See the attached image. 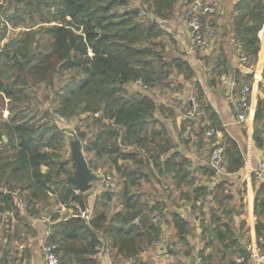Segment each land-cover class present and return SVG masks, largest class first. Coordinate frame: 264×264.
Segmentation results:
<instances>
[{
	"label": "trees",
	"instance_id": "16d2710c",
	"mask_svg": "<svg viewBox=\"0 0 264 264\" xmlns=\"http://www.w3.org/2000/svg\"><path fill=\"white\" fill-rule=\"evenodd\" d=\"M140 1L149 5L144 10L155 18L140 17L141 10L133 7L131 0H6L0 5L1 12L15 28L31 29L38 20L47 24L43 25V36L48 37L42 48H34L36 33L19 31L17 45L12 49L5 45L0 51V212L14 211L15 218H21L18 199L26 203L25 210L30 216H37L53 204L72 210V215H65L50 226L46 239V244L57 246L59 264L73 261L94 264L93 257L101 245L109 250L114 261L120 257L137 260L144 247L156 241L159 233L156 224L164 220V208L160 203L147 201L139 182L145 178L144 174L139 169L120 166L119 160L129 159L141 167L151 160L159 173L173 172L176 178L182 176V166L189 164L186 160L161 161V155L172 146L159 131L149 127L155 104L146 94L127 89L138 79L149 88H158L169 73L162 53L165 45L154 41L165 34L156 18L170 19L178 0ZM236 10L235 32L249 66L257 60L260 49L258 33L264 24V0H239ZM160 46L162 50L158 51ZM219 64L226 69L225 60ZM64 74L70 77L54 91L52 110L42 112L29 104L36 98L31 91L34 86L54 87L57 77ZM250 81L249 77L244 78L245 83ZM200 104L202 111L204 105ZM5 110H8L6 118ZM54 114L77 117L96 127L97 132L87 140L81 135L83 150L96 160L107 156L117 173L125 178L117 199L122 200V209L109 214L106 209L99 210L95 203V213L90 219L79 216V209L89 208L88 196L66 181L73 172L69 170L70 161H64L59 152L65 138ZM255 122L264 123V101L257 104ZM116 128H122L123 141L143 148L148 159L137 152L114 149L119 136ZM257 143L263 145L264 136ZM87 162L92 170H97V164L90 159ZM241 164L238 154L225 165L231 173ZM72 166L75 168L74 163ZM130 186L136 187V192ZM113 195L104 191L99 198L111 201ZM222 197L219 207L225 212L223 201L227 197ZM146 209L148 215L143 213ZM154 212L160 216L157 223L151 219ZM259 212L264 213V184L255 198V213ZM137 219L139 223L135 222ZM171 219L176 237L184 240L191 232L189 222L178 214H172ZM213 221L220 219L215 215ZM256 234L262 249L263 224H257ZM215 235L225 248L237 244L226 230ZM7 262L3 257L2 264ZM203 263L207 264L204 258Z\"/></svg>",
	"mask_w": 264,
	"mask_h": 264
},
{
	"label": "crops",
	"instance_id": "0c3cea01",
	"mask_svg": "<svg viewBox=\"0 0 264 264\" xmlns=\"http://www.w3.org/2000/svg\"><path fill=\"white\" fill-rule=\"evenodd\" d=\"M220 1L223 10L214 20L216 40L195 54L190 49L191 32L183 18L186 0H178L173 16L167 23H159L165 32L164 55L167 57L164 59L167 61L165 69L169 71L168 75L160 87L148 91L139 89L133 83L127 86L129 91L146 94L155 104L149 127L159 131L172 146L168 153L161 155V161L171 159L179 163L186 160L189 164L182 166V176L176 178L173 172L159 173L151 160L142 167L129 159L119 160L120 166L132 170L136 168L135 171L139 169L138 172L144 174L145 178L139 180L141 189L148 202L163 206L165 218L156 224L159 229L156 241L146 245L137 260L120 257L114 261L109 250L105 249L101 255L93 257L94 264H199V257L204 258L207 264H258L257 257H248L247 254H250L249 246L250 249L259 246L257 224L264 225V213H255L256 193L264 184V176L257 174L259 163L264 161V143H257L259 137L264 136V123L255 122L257 104L260 100L264 101V24L258 33L260 49L257 60L249 66L243 65L235 32L239 0ZM224 60L226 69L219 64ZM176 62H183L184 65L178 67ZM222 75L237 81L236 86L230 88L223 83ZM245 77L251 79L249 84L244 82ZM244 86L251 88L250 107L247 120L238 123L236 107ZM192 94L204 107L199 118L190 120L186 118V111ZM85 126L89 127V137L97 132L96 127ZM210 127L217 129L214 137L207 135ZM258 128L259 135L253 139ZM116 129L119 136L115 149L137 152L143 159H148L143 148L122 140V128ZM217 145L224 149L225 162L232 161L238 154L241 157V166L234 168L229 177L220 176L209 168L212 152ZM100 159L112 168L106 175L117 179L118 188L113 192L115 195L111 201L99 198L105 190L93 187L87 192L90 218L95 213V203H98L99 210L106 209L109 214L123 208L122 200L117 199L125 178L117 173L107 156ZM102 168L98 166L97 170H93L97 178L93 183H99L105 176ZM129 188L136 192V187ZM222 195L227 197L223 201L225 212L219 207ZM53 199L51 197V203ZM21 202L18 199L19 219L15 218L14 211L0 212V264L3 257L9 260L7 264H46L39 246L42 242L46 243L50 226L65 215H72V210H63L59 207L61 204H53L45 207L37 216H30ZM114 202L117 204L113 209ZM172 214L180 215L190 224L191 232L184 240L176 237ZM215 215L220 222L213 221ZM135 222L139 223V220ZM220 230L228 231L237 244L231 242V247L225 248L215 238ZM71 264L77 263L73 261Z\"/></svg>",
	"mask_w": 264,
	"mask_h": 264
},
{
	"label": "built area",
	"instance_id": "2783aa9c",
	"mask_svg": "<svg viewBox=\"0 0 264 264\" xmlns=\"http://www.w3.org/2000/svg\"><path fill=\"white\" fill-rule=\"evenodd\" d=\"M5 2V1H4ZM3 3V2H2ZM1 5V1H0ZM223 10V5L220 0H186V8L183 13V18L185 19L188 28L191 32L192 37V45L191 51L193 53H198L199 50L205 45H209L215 42L217 37V29L214 23L215 18H217ZM151 16L150 13H147L146 10L141 9L140 17ZM158 23L165 24L168 22V19H159L156 18ZM239 58L243 65L248 63L247 54L241 49L239 46ZM221 80L223 83H226L230 88H234L236 86V82L234 80L228 79L226 75L221 76ZM136 87L143 91H148L150 88L147 84H145L141 79L136 80L133 83ZM251 92V88L249 86H244L241 91V95L237 101V122L244 123L248 118V111L250 107L249 102V93ZM200 104L197 96L192 94L189 99V108L186 111L187 119H194L197 115L200 114ZM58 118L64 120L61 116ZM207 135L209 137H214L217 135V130L214 128H210L207 131ZM225 155L224 149L222 146L217 145L211 155V166H213L216 170V173L223 177H229L231 175L230 172L226 169ZM258 176H264V161L260 162L257 169ZM93 187L96 190H105L110 192H115L118 188V181L114 177L110 175H105L102 177L101 181L96 185L92 183ZM78 192V191H77ZM18 195V190L15 192ZM50 196L53 197L52 193ZM21 206L26 208L27 205L25 202H21ZM63 210H67L64 205L59 206ZM79 216L85 219H90L89 211L79 209ZM144 214L148 215V209L144 210ZM48 220V217H46ZM151 219L153 222L157 223L160 220V216L154 212L151 214ZM157 244V242H155ZM57 246L55 244H45L43 246V254L46 264H59V257L56 253ZM250 256L257 257L258 264H264V254L262 253V249L257 246L254 249H250ZM105 246L101 245L98 249L94 257H98L105 251ZM199 264L203 263V258H198Z\"/></svg>",
	"mask_w": 264,
	"mask_h": 264
},
{
	"label": "rangeland",
	"instance_id": "374dc122",
	"mask_svg": "<svg viewBox=\"0 0 264 264\" xmlns=\"http://www.w3.org/2000/svg\"><path fill=\"white\" fill-rule=\"evenodd\" d=\"M131 2H132L133 7H137L140 10L149 7V5L146 3L141 4L140 0H131ZM3 3H5L4 0H3ZM3 3L1 2V4H3ZM36 21H37V24H35L33 26V28H31V29H25V28H21V27L15 28L13 26L12 22L8 19V17L5 16L3 14V12H1V10H0V51L2 50V48H4L5 45H7V43L11 39L15 38L17 40L18 36H19V31H24V30L34 31L36 33V38H35L33 47L34 48H36V47L42 48L43 45L48 40L47 36H43V27H44L43 25H47V24H42L38 20H36ZM164 39H165V37L162 36L161 38L156 39L154 41L156 43L161 41V44H164V42H163ZM16 45H17V43H16ZM157 50L161 51L162 47L161 46L158 47ZM165 51L166 50L162 51L163 55H164ZM166 57L164 55V58H166ZM69 77H70L69 74H64V75L58 76L56 79L54 87H48L45 84H39V85L34 86L31 91H32V93H34L36 95V98H35V100H34V98H33V100H30L29 104L32 105V107H34V108H36L42 112H44L46 109H49V111L52 110L53 104H51V103H53L54 91L56 89H59L60 87H62L69 80ZM52 114H53V112H52ZM7 116H8V110H5L3 112V117L6 118ZM58 116H61V115H58ZM53 117L55 119L54 120L55 123L57 124V126L61 130L71 129L74 131L75 135H77L80 139L82 138L81 137L82 134H84V139L87 140L89 138L90 130H89V127L85 126L86 125L85 121H80L79 118H77V117L64 118L63 116H61L62 118H64V120H62V119L57 117V114L56 115L54 114ZM197 117L199 118V115ZM63 136L65 138L64 142H63L64 146L62 147L61 150H59V152L61 153L62 159L64 161H70L69 170L74 172L75 168H73V166H72L73 162L71 161L70 141L68 138V134L66 132H64ZM48 138L49 137L46 138L47 139L46 141H49ZM83 145H84V142H83ZM84 154H85L86 159H90L93 164H97L98 166L103 167L102 169H103V172L105 173L104 175H106L108 173V171L110 169H112L108 165V163L105 162V160H102V159L96 160L93 158L92 154L86 153L85 151H84ZM224 155H225V152H224ZM93 184L96 185L97 183H93ZM116 204H117V202H114L112 204L113 209L116 207ZM1 234H2V231H1ZM45 244H46L45 242H42V244L39 246V250H40V253L42 256H44L42 249H43V246Z\"/></svg>",
	"mask_w": 264,
	"mask_h": 264
},
{
	"label": "water",
	"instance_id": "95a60500",
	"mask_svg": "<svg viewBox=\"0 0 264 264\" xmlns=\"http://www.w3.org/2000/svg\"><path fill=\"white\" fill-rule=\"evenodd\" d=\"M16 43L17 40L13 38L7 43V46L12 49L15 47ZM63 131L68 134L70 141L71 161L75 165V171L73 174L66 177V181L72 183L79 193H87L92 189V183L96 178V174L89 167L84 154L82 140L77 135H75L74 131L71 129H63ZM259 132L260 128L254 132L253 139L258 137ZM115 148L116 146L114 145V149ZM209 168L213 172H216L213 166H209ZM243 247L244 249H247L246 245H243ZM247 256L249 257L250 254L248 253Z\"/></svg>",
	"mask_w": 264,
	"mask_h": 264
}]
</instances>
